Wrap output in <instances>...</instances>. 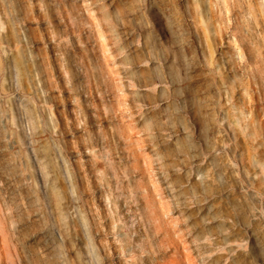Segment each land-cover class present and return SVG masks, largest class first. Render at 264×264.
Segmentation results:
<instances>
[{"label": "rangeland", "instance_id": "rangeland-1", "mask_svg": "<svg viewBox=\"0 0 264 264\" xmlns=\"http://www.w3.org/2000/svg\"><path fill=\"white\" fill-rule=\"evenodd\" d=\"M0 264H264V0H0Z\"/></svg>", "mask_w": 264, "mask_h": 264}]
</instances>
